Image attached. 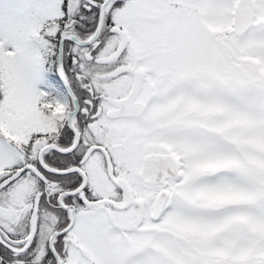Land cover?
Here are the masks:
<instances>
[{"label": "snow or ice", "instance_id": "snow-or-ice-1", "mask_svg": "<svg viewBox=\"0 0 264 264\" xmlns=\"http://www.w3.org/2000/svg\"><path fill=\"white\" fill-rule=\"evenodd\" d=\"M0 264H264V0H0Z\"/></svg>", "mask_w": 264, "mask_h": 264}]
</instances>
